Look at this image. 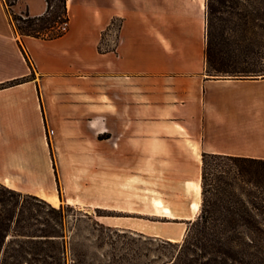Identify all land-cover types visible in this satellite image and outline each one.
Listing matches in <instances>:
<instances>
[{
	"label": "crops",
	"instance_id": "0c3cea01",
	"mask_svg": "<svg viewBox=\"0 0 264 264\" xmlns=\"http://www.w3.org/2000/svg\"><path fill=\"white\" fill-rule=\"evenodd\" d=\"M201 4L67 0L65 34L44 39L17 32L0 0V183L101 208L93 196L120 163L123 183L136 182L139 194L146 180L156 181L154 193L177 212L170 196L197 193L204 152L264 159V78L208 77ZM47 9V0L12 8L31 17ZM113 19L121 20L116 43L101 51ZM54 161L106 166L89 183L78 176L68 189L65 183L60 195ZM191 203L177 219L192 218ZM164 229L140 231L178 241Z\"/></svg>",
	"mask_w": 264,
	"mask_h": 264
},
{
	"label": "trees",
	"instance_id": "16d2710c",
	"mask_svg": "<svg viewBox=\"0 0 264 264\" xmlns=\"http://www.w3.org/2000/svg\"><path fill=\"white\" fill-rule=\"evenodd\" d=\"M17 1L4 5L21 35L65 34L67 0H47L39 17L14 13ZM205 62L208 77L264 78V0H207ZM201 186L183 240L165 242L176 249L166 264H264V159L204 152ZM64 207L0 183V264H65Z\"/></svg>",
	"mask_w": 264,
	"mask_h": 264
},
{
	"label": "rangeland",
	"instance_id": "374dc122",
	"mask_svg": "<svg viewBox=\"0 0 264 264\" xmlns=\"http://www.w3.org/2000/svg\"><path fill=\"white\" fill-rule=\"evenodd\" d=\"M200 1L202 10L203 5L206 10L207 0ZM60 25L56 24L54 31ZM120 25V19L111 21L107 31L108 36L105 35L102 42L103 47H114ZM50 130L53 129L46 126V133L51 144L50 136L54 132L50 134ZM105 166L106 164L93 163L61 164L54 161L60 195L63 193L65 183L68 189L77 176L82 183H89L96 167L104 168ZM112 169V181L108 184L102 182V188L98 189L93 196L97 198L93 204L105 206L98 211L96 207L58 203V200H54V197L49 194H43L47 199L37 196L54 207L58 208L61 204L65 206L62 229L65 264H166L174 257L175 247L165 243L166 239L146 235L140 230L160 231L163 227L165 231L171 232L178 239V241H169L181 242L188 228V220L177 219V217L186 213L189 201H192L191 213L186 217L192 216L191 219L195 217L194 205L198 201L197 193H191L186 188L182 194L170 196L180 207L179 211L175 212L161 195L154 193L158 185L156 181L146 180L145 190L137 194L136 182H122L121 164L113 163ZM92 195L88 193V196ZM165 197L169 198V196ZM157 202L162 203L168 211L158 207Z\"/></svg>",
	"mask_w": 264,
	"mask_h": 264
},
{
	"label": "bare ground",
	"instance_id": "6f19581e",
	"mask_svg": "<svg viewBox=\"0 0 264 264\" xmlns=\"http://www.w3.org/2000/svg\"><path fill=\"white\" fill-rule=\"evenodd\" d=\"M197 193H198V195H199V199H200V198H201V194H202V186H201V184L198 185ZM56 199H57V198L54 197V200H56ZM159 205H162V204L159 203ZM199 208H200V203L197 202V203L195 204V206H194V213H195V215H196V213L198 212Z\"/></svg>",
	"mask_w": 264,
	"mask_h": 264
},
{
	"label": "built area",
	"instance_id": "2783aa9c",
	"mask_svg": "<svg viewBox=\"0 0 264 264\" xmlns=\"http://www.w3.org/2000/svg\"><path fill=\"white\" fill-rule=\"evenodd\" d=\"M68 26V22H65L63 25H62V28L63 29H66ZM54 132V130H50V134H52Z\"/></svg>",
	"mask_w": 264,
	"mask_h": 264
}]
</instances>
